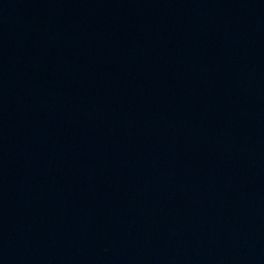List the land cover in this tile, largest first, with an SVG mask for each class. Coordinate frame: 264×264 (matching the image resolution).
Wrapping results in <instances>:
<instances>
[{"label": "water", "instance_id": "95a60500", "mask_svg": "<svg viewBox=\"0 0 264 264\" xmlns=\"http://www.w3.org/2000/svg\"><path fill=\"white\" fill-rule=\"evenodd\" d=\"M0 264H264V0H0Z\"/></svg>", "mask_w": 264, "mask_h": 264}]
</instances>
